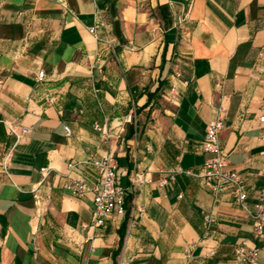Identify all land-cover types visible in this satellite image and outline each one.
Returning <instances> with one entry per match:
<instances>
[{"label":"crops","instance_id":"obj_1","mask_svg":"<svg viewBox=\"0 0 264 264\" xmlns=\"http://www.w3.org/2000/svg\"><path fill=\"white\" fill-rule=\"evenodd\" d=\"M263 92L264 0H0V264H238L259 244ZM217 118L244 207L201 177ZM107 154L125 214L94 226L62 185L97 183ZM177 167L194 175L160 186Z\"/></svg>","mask_w":264,"mask_h":264},{"label":"built area","instance_id":"obj_2","mask_svg":"<svg viewBox=\"0 0 264 264\" xmlns=\"http://www.w3.org/2000/svg\"><path fill=\"white\" fill-rule=\"evenodd\" d=\"M89 32L94 33V29H91ZM43 75V71H40L37 77L40 79ZM219 112H225L223 105H219ZM259 123L263 129L260 139L264 141V92L260 98ZM222 129L223 123L221 118H217L207 124L201 149L203 153L209 156L203 164L201 177L214 197L230 190L235 195L237 204L244 207L246 198L243 192L244 182L235 171L227 168L225 153L219 145V134ZM64 130L66 133H69L67 127ZM8 132L19 138L27 134L28 130L24 128L16 131L14 127L8 126ZM91 164L98 170L99 180L97 183L91 184L82 178L71 177L67 174L62 188L75 198L91 195L93 225L101 226L106 220L112 217H121L125 214L124 199L126 191L119 184L116 174L117 163L112 154H107L99 160H92ZM67 166L68 171H71L75 167L72 163ZM177 173L194 175L190 170L185 171L177 167L170 170L168 177L161 179L158 184L162 186L168 181H173L174 175ZM131 182L134 184L136 179H133ZM259 196L261 202L252 216V234L259 241V244L251 248L238 247L235 251V259L238 264H257L260 254L264 257V189L259 192ZM139 214H143L142 209L139 210Z\"/></svg>","mask_w":264,"mask_h":264}]
</instances>
